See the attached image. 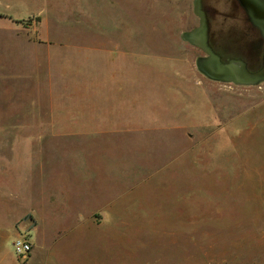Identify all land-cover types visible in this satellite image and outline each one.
Instances as JSON below:
<instances>
[{"label":"rangeland","instance_id":"1","mask_svg":"<svg viewBox=\"0 0 264 264\" xmlns=\"http://www.w3.org/2000/svg\"><path fill=\"white\" fill-rule=\"evenodd\" d=\"M24 2L0 0V264H264V82L199 70L182 38L193 0ZM68 16L85 30L57 54L80 53L76 79L26 41L59 38ZM45 105L92 133L12 129L18 107ZM22 237L32 259L15 253Z\"/></svg>","mask_w":264,"mask_h":264},{"label":"water","instance_id":"2","mask_svg":"<svg viewBox=\"0 0 264 264\" xmlns=\"http://www.w3.org/2000/svg\"><path fill=\"white\" fill-rule=\"evenodd\" d=\"M193 6L199 24L183 32L182 38L204 52L197 60L199 70L214 81L236 85L263 83L264 0H193ZM233 18L243 28L257 34L261 56L257 64L252 61L250 50L241 46L238 36L230 37L223 31L224 24Z\"/></svg>","mask_w":264,"mask_h":264},{"label":"crops","instance_id":"3","mask_svg":"<svg viewBox=\"0 0 264 264\" xmlns=\"http://www.w3.org/2000/svg\"><path fill=\"white\" fill-rule=\"evenodd\" d=\"M15 3L21 4V0H13ZM25 2L23 3V6H25L26 4L30 5L31 4V0H24ZM35 2V0H34ZM95 4V3H94ZM17 5V4H16ZM21 7V5L19 6ZM86 8L89 9L90 5H85L83 3H81V7L79 8V12L82 15L83 11H86ZM91 9V8H90ZM73 18V16H68L67 19V26L64 28L60 29V35L59 38H56L54 36H52V34L42 31L40 32L42 34V39L44 41H46L45 43H36V42H32L28 39H26V41L28 42V44L31 46V48L34 49H44L45 51H49V56H46L45 58H36L38 60H48V62H46V65L48 66H52L53 64H56L58 62H60L63 66L62 68H67V67H77V70L75 71V73L72 74V77H69V71H65L62 70L61 73V78L60 79H71L74 78L76 79V77L79 76V74H81V69L80 67L82 66V63H80L79 60V55L80 53L78 52L75 56L77 57L76 59L72 58L69 61H66L65 57H62L60 59H58V54L59 51L62 49L64 50L66 47H69L70 44V40H71V36H74L72 34H81L84 33L85 27H81L78 26L79 23H77L78 21H80L81 17H74V19H78L73 21V20H69ZM49 27V25H47ZM43 28V27H42ZM91 29H87L86 31L88 33L94 32V28L93 26L90 27ZM194 28V27H193ZM67 30V31H66ZM191 30V29H190ZM72 31V32H71ZM188 31V30H187ZM67 32V33H66ZM61 36V39H60ZM124 38L127 39V34L124 35ZM50 43H53L54 45H51ZM57 44V45H56ZM127 45L128 43L125 42L123 49H125L124 51H120L121 55H124L125 58H121V65H120V70H121V74H126V73H130V75L132 74V57L131 54H129V52L127 53ZM131 51V49H130ZM34 54V53H33ZM35 55V54H34ZM129 55V57H128ZM36 57V55H35ZM67 59H69V57H67ZM72 60H76L72 61ZM253 61V60H252ZM43 65V63H39L40 65ZM70 67V68H71ZM21 74V73H20ZM22 75L26 76V74L22 73ZM67 75V76H66ZM66 76V77H65ZM28 77V76H26ZM125 78H127V75L125 76ZM34 78L28 77V81L31 82L33 81ZM34 82V81H33ZM124 85V83H123ZM125 86V85H124ZM123 88V87H122ZM79 95V93L77 94V96ZM100 95V90L99 91H94L90 93V101L91 104L89 105L91 108H95L94 102L96 101L95 98L98 97ZM64 96H66V94L64 93ZM82 97V96H81ZM84 97V96H83ZM82 97V98H83ZM100 97V96H99ZM78 104H79V98H77ZM71 108V107H70ZM77 110H79L80 108L75 107ZM82 108V107H81ZM19 109V110H18ZM18 111L12 113V115L15 116L14 119V123H13V128L12 129H16V130H23V131H33V130H45V131H50V132H54V131H60V132H65V133H61L60 136L61 137H65V138H73V140L78 139V141H80L81 139H85L86 137L84 136L86 132H90L91 131H80L77 129H73L72 127L74 125L79 126L78 124H72V122H74L75 119L66 118V115H72L75 114L73 113V109H67L66 107L62 108L60 106H22V107H18ZM67 109V110H66ZM76 110V111H77ZM77 114V113H76ZM35 117V120L40 124L39 127H37L38 125H35L33 123H29V121L27 120V117L32 116ZM60 116V118H58ZM24 119V120H23ZM23 120V121H22ZM70 121V122H68ZM73 133H76L75 135ZM79 133V134H78ZM52 135V139L47 140L48 142L53 141L54 139H57L56 137H58V134H49ZM62 141V139H61ZM52 143V142H51ZM31 243H32V251H31V259L34 257V249H36V244L33 241L32 237L30 239ZM30 256V255H29Z\"/></svg>","mask_w":264,"mask_h":264},{"label":"flooded vegetation","instance_id":"4","mask_svg":"<svg viewBox=\"0 0 264 264\" xmlns=\"http://www.w3.org/2000/svg\"><path fill=\"white\" fill-rule=\"evenodd\" d=\"M236 21L237 19L231 20L230 22L228 21L225 24L223 31L227 32L225 34L230 35V37H233L234 35L238 36V38L240 39L239 42L241 46L245 47L247 50L248 49L250 50L249 53L253 54V61L254 63L257 64L259 60L261 59V56L259 54V49H258L259 44H257V40H258L256 36L257 34L255 35L254 32H250L249 30L243 28ZM254 30L259 32L255 27H254Z\"/></svg>","mask_w":264,"mask_h":264},{"label":"built area","instance_id":"5","mask_svg":"<svg viewBox=\"0 0 264 264\" xmlns=\"http://www.w3.org/2000/svg\"><path fill=\"white\" fill-rule=\"evenodd\" d=\"M13 246H14L15 253L17 254L18 257H21V258L29 257L32 251V243L26 237L16 239L13 243Z\"/></svg>","mask_w":264,"mask_h":264}]
</instances>
